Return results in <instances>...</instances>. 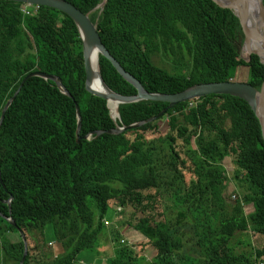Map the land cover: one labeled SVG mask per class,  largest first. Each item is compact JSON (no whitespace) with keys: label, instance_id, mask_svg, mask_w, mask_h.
<instances>
[{"label":"trees","instance_id":"obj_1","mask_svg":"<svg viewBox=\"0 0 264 264\" xmlns=\"http://www.w3.org/2000/svg\"><path fill=\"white\" fill-rule=\"evenodd\" d=\"M65 1L86 14L102 0ZM25 6L0 0V121L13 99L0 126L3 256L22 263L18 229L28 248L23 264H82L108 228L114 251L104 253L107 264H264V244L239 250L234 242L240 232L264 237V140L248 103L207 94L182 101L155 122L95 138L155 117L169 104L120 105L112 120L107 101L86 91L73 20L48 7L26 15ZM98 32L111 56L152 94L232 81L240 66L248 68V83L264 82L259 56L241 55L239 18L213 0H108ZM99 64L112 91L138 94L108 59L99 56ZM33 73L61 79L71 97L50 80H26ZM162 118L163 134L157 130ZM222 149L246 191L232 203L234 214L218 219L231 207ZM48 225L54 242L45 240ZM124 228L140 240L130 245Z\"/></svg>","mask_w":264,"mask_h":264},{"label":"water","instance_id":"obj_2","mask_svg":"<svg viewBox=\"0 0 264 264\" xmlns=\"http://www.w3.org/2000/svg\"><path fill=\"white\" fill-rule=\"evenodd\" d=\"M16 3H21L28 6H38V7H48L52 9H56L58 11L63 12L68 15L75 25L78 28L82 45H83V57L85 63V71H86V91L93 96L102 98L107 101L108 108L110 110V117L112 120L118 118L119 110H117V116L114 118L111 108L110 102L120 105L126 104H134L141 101H153V102H162L169 104L166 109L161 111L157 116L152 117L146 121L131 124L126 127H116L115 129L108 132H95V138L99 137L102 134H119L123 131H127L130 129L138 128L146 123L155 122L158 118H160L166 111L173 106L182 103V101H186L195 97H202L207 94H229L232 96H237L243 100H245L248 105L251 107L255 116L258 119L261 136L264 140V82L259 87H254L248 82H238V81H227V82H212V83H203L193 85L186 90L182 91L179 94L173 95H161V94H152L150 93L144 85L137 80L135 77L127 73L121 65L111 56L108 50L103 45L101 38L98 32L99 19L101 15L104 13L108 0H102L98 6H96L89 13H83L78 10L75 6L65 0H5ZM220 7L231 9L239 18L240 24L242 26V30L244 32V48L250 51L249 57L245 58L246 60L250 59L251 54H256L259 56L260 61L264 64V18L261 22L258 21V14L264 15V0H256L253 8L251 10V14L249 13V8L242 9L239 3L240 0H213ZM96 15V20L93 22L91 20V15ZM255 43L259 44V49L254 48ZM98 54L106 59H108L112 65L116 68L120 75L124 77L126 81L131 83L138 91L136 96H122L114 91H112L104 82L101 72H100V64L98 60V73H95L92 68V58L94 54ZM41 77L45 80H50L54 82L57 87L61 89V91L71 97L68 91L64 88L61 79L49 76L43 73H33L30 74L27 78L31 77ZM99 81L101 83V89H96L94 86L95 81ZM19 91V90H18ZM13 99L9 101L6 105L5 109L2 112V117L0 121V126L2 124V120L4 118L5 112L7 108L10 106ZM77 114H78V123H77V135L80 129V113L79 108L77 106ZM79 140V136H77V141ZM1 183V179H0ZM9 223L14 227V223L8 220ZM18 234L21 237V240L24 245V258L21 264L24 263V260L27 256L28 248H26L25 237L22 232L18 229Z\"/></svg>","mask_w":264,"mask_h":264},{"label":"rangeland","instance_id":"obj_3","mask_svg":"<svg viewBox=\"0 0 264 264\" xmlns=\"http://www.w3.org/2000/svg\"><path fill=\"white\" fill-rule=\"evenodd\" d=\"M25 8V7H24ZM23 8V9H24ZM241 55L243 57H246L244 55V48L241 51ZM248 79V68L247 67H243L240 66L236 69V71H233V79L235 81L238 82H247L246 80ZM167 126H166V121L165 118L161 119V122L158 123V129L159 132H161L162 134L166 131ZM189 149L191 151L195 150V145L192 143L189 146ZM222 151L225 153L224 158H222L221 161V166L220 168L225 169V174L227 177L228 182L227 184V190H226V197L229 200L231 207L222 212L221 215L218 217L221 218L222 216H230L232 214H234L235 209L233 207L234 204H232L236 199L241 198L242 195L245 193L246 191V187L243 185L245 184L244 182H238L233 178V166L231 163V159L230 156L228 155V152L226 149H222ZM194 159L198 160V158L196 156H194ZM218 163V161H217ZM244 212L249 213L250 211H252V206L249 205H245L244 207ZM174 215H171L169 218H173ZM109 217H112V215L110 214ZM123 234V238L125 241H127L128 243H130V245L135 244L138 240H140V236L133 230L128 229V228H124L122 231ZM12 237H14V240H17L16 235H13ZM54 234L51 232V227L48 225L45 227V240L46 242H54ZM235 245L237 246V249L239 250H244V249H249V246H261L264 244V237H261L260 235H255L253 234L251 231H246V232H240L236 235V238L234 240ZM248 243H251V245H249ZM114 251V247H113V243L112 240L110 239V232L109 229H106V235L102 238L101 244L100 246L96 247V249L92 252H86L84 254H86L85 256L87 257H83L87 262L93 263V264H107L106 263V258L110 255L113 254ZM55 254H60L61 251L60 249H55L54 250ZM106 252V254L108 255L107 257H105L106 254H104ZM151 250L147 249L144 254L145 257H147L149 260L152 258V256H150ZM149 255V256H148ZM0 264H14L10 259H6L5 256H3L1 250H0Z\"/></svg>","mask_w":264,"mask_h":264},{"label":"bare ground","instance_id":"obj_4","mask_svg":"<svg viewBox=\"0 0 264 264\" xmlns=\"http://www.w3.org/2000/svg\"><path fill=\"white\" fill-rule=\"evenodd\" d=\"M245 1H246V3H249V2L251 3L248 6L249 11H250L249 13L251 14V10H252V7H253L251 5H254V3H255L256 0H245ZM239 3H240L241 8L243 10L246 9V6H243V0H240ZM257 17H258V21L261 22V20L264 18V15L258 14ZM263 31H264V26H263ZM259 46H260L259 44L255 43L254 48L259 49ZM249 53H250V51L247 50L246 48H244V55L246 56L244 58H248L249 57ZM98 60H99V55L95 53L93 55V58H92V68H93V71L95 73H98ZM94 86H95L96 89H101V83L98 80L95 81ZM110 108H111V111H112V114H113L114 118H116V116H117V110H118V104L113 103V102H110Z\"/></svg>","mask_w":264,"mask_h":264},{"label":"built area","instance_id":"obj_5","mask_svg":"<svg viewBox=\"0 0 264 264\" xmlns=\"http://www.w3.org/2000/svg\"><path fill=\"white\" fill-rule=\"evenodd\" d=\"M29 8H33V9H35L36 8V10L38 9V6H28V5H26L25 6V8L23 9V12L26 14V15H29L30 14V10H29Z\"/></svg>","mask_w":264,"mask_h":264},{"label":"flooded vegetation","instance_id":"obj_6","mask_svg":"<svg viewBox=\"0 0 264 264\" xmlns=\"http://www.w3.org/2000/svg\"><path fill=\"white\" fill-rule=\"evenodd\" d=\"M251 3L249 2V3H246V1L245 0H243V6H246V8H248V6L250 5ZM251 6H253V5H251ZM253 8V7H252ZM250 12V11H249Z\"/></svg>","mask_w":264,"mask_h":264},{"label":"crops","instance_id":"obj_7","mask_svg":"<svg viewBox=\"0 0 264 264\" xmlns=\"http://www.w3.org/2000/svg\"><path fill=\"white\" fill-rule=\"evenodd\" d=\"M86 254H83V257H87V256H85ZM82 264H86V261L85 262H83L82 261ZM90 264H92V263H90Z\"/></svg>","mask_w":264,"mask_h":264}]
</instances>
